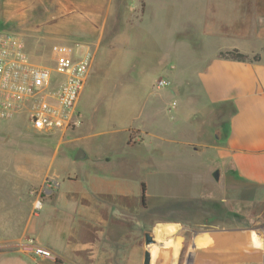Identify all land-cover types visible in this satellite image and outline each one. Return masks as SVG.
Segmentation results:
<instances>
[{
    "label": "crops",
    "instance_id": "obj_1",
    "mask_svg": "<svg viewBox=\"0 0 264 264\" xmlns=\"http://www.w3.org/2000/svg\"><path fill=\"white\" fill-rule=\"evenodd\" d=\"M148 1L144 0L145 12ZM159 1L174 7L185 19L181 29H187L191 37L187 42L199 54L201 64L192 67L187 80L173 81L168 92L154 87L145 64L144 69L134 70L136 80L120 82L117 91L95 95L94 112L102 109L104 115L94 119V144H82L85 130L80 105L89 78L94 71L96 81L104 65L115 62V77L122 80L123 74L130 73L125 69L134 48L125 30L121 35L115 32L107 41L105 27L98 35L94 24L96 40L90 46L71 48L69 55L75 57L89 49L92 62L76 105L79 125L65 133L68 138L54 147L49 160L50 164L59 160L57 187L44 193L41 224L32 226L40 214L32 213L26 198L29 208L25 215L20 216L24 212L19 208L0 215V264H50L20 251L25 236L34 240V246L51 252L57 264H142L147 251L150 263L166 260L179 264L185 256L179 252L182 237L206 224L224 230L208 238L211 246L220 244L219 252L197 247L186 254L187 264H251L257 259L237 217L244 196L253 202L264 190V10L257 7L264 5V0ZM97 4L102 5L106 22L111 15L110 0H95ZM244 4L257 8L251 19L256 22L253 28L244 25ZM183 6L186 16L179 12ZM94 15L99 20L95 7ZM231 50L249 60L218 57ZM26 53L33 64L50 68ZM164 69L165 74L176 75V65L170 61ZM173 101L176 107L170 109ZM72 151L82 154L75 162L94 164V172L60 182V172L72 159ZM130 154L138 156L134 163H130ZM128 171L134 176L129 177ZM213 171L218 173L217 180ZM214 182L220 183L218 191L211 185ZM162 210L176 216L163 219L156 214ZM198 212L202 224L194 222ZM148 231L156 234L155 243L161 251L148 250ZM174 246L179 248L176 254L171 253Z\"/></svg>",
    "mask_w": 264,
    "mask_h": 264
},
{
    "label": "rangeland",
    "instance_id": "obj_2",
    "mask_svg": "<svg viewBox=\"0 0 264 264\" xmlns=\"http://www.w3.org/2000/svg\"><path fill=\"white\" fill-rule=\"evenodd\" d=\"M2 1L0 32H10L20 36L26 51L31 53L35 62H41L42 65L50 68H54L61 58L74 59L69 56L71 48L75 49L79 44L90 46L96 40L102 27L106 29L104 39L107 41L115 32L121 35L122 29L125 30L126 35H129L134 48L125 70L130 73L123 74L122 80L121 78L116 79L118 64L107 62L102 71L96 75V81H94L93 71L87 82L84 99L80 105L83 114V130H85L82 144H94V119L95 121L100 120L104 115L102 109L94 112L95 95L112 90L117 91L120 88V82L136 80L138 76L134 70L144 69L145 64L148 79L151 77L150 79H153L155 83L158 77H167L168 79H165L171 81L170 87H172L173 81L187 80L186 76L193 72L192 67L199 63V54L187 42L191 38L185 31L187 29H181V26L186 22L185 19L175 13L174 7L171 8L159 0H149L146 12L144 0H110L111 15L106 22H103L102 5H94L95 0H28V4L27 0ZM14 1L18 2L17 10ZM100 1L102 0H98V3ZM94 7L98 12L99 20H95ZM257 7L260 11L261 8L264 10V5ZM243 8L244 25L253 28L256 22L251 19L256 14L257 8L254 9L255 4L250 6L244 4ZM144 12L145 15L142 19ZM179 12L181 16H186V6L179 8ZM105 23L106 25H104ZM94 24L98 28V35L94 31ZM37 34L43 35L36 37ZM169 61L176 65V75L173 77L169 73L165 74L164 66ZM159 71L161 72L159 73ZM170 87L160 91L168 92ZM183 87L186 89L185 84ZM98 101L101 103L100 100ZM183 103L184 101L181 99L180 108L183 107ZM67 138L66 134L62 136L60 134L40 135L21 120L11 123L0 122V207L3 208L0 210V215L11 213L16 208H19L20 213L26 212L29 208L26 199L30 201L31 208L37 199L42 203L45 180L50 178L57 184L55 179L59 171L57 168L59 160L50 164V157L54 153V147ZM42 147L41 150L36 149ZM72 153L74 154L72 159L64 165L63 171L60 172V182L73 175L83 178L87 173L94 172V164L91 166L89 162H75L77 152L72 151ZM128 157L131 160L130 163H134L133 161H136L138 156L130 154ZM216 172L213 171V174ZM127 173L129 177L134 176L131 171ZM121 174L125 175L126 172H121ZM211 185L214 191L221 188L220 183L218 185L214 182ZM24 198L26 199L24 200ZM250 199L244 196L241 216L237 217V224L241 225L242 231L248 236L246 243L251 242V247L250 245L248 247L250 252L256 254L257 259L253 260L251 264H264V190L256 195L253 202H250ZM151 207L153 208V205ZM25 212L20 216L25 215ZM36 213L40 214V217L33 221L32 226L37 222L41 224L44 220V212L41 209ZM156 214L163 219H172L173 216H176L167 210L158 211ZM226 216L229 220V215ZM195 217V224H202L201 213L196 214ZM206 225L186 232L184 238L183 235H180L182 246L179 252L186 255L197 247L205 248L208 251L217 250L220 244L216 243L211 246L212 241L208 238L212 237L216 231L224 230ZM148 236L152 241L147 245L148 250L161 251V248L155 243L156 234L148 231ZM199 236H204L207 239L197 242ZM32 237L35 238L34 235ZM30 239L25 236V244ZM176 250L177 247L174 246L171 253L176 254L178 252ZM183 262L181 259L180 264ZM151 263L170 264L166 260Z\"/></svg>",
    "mask_w": 264,
    "mask_h": 264
},
{
    "label": "built area",
    "instance_id": "obj_3",
    "mask_svg": "<svg viewBox=\"0 0 264 264\" xmlns=\"http://www.w3.org/2000/svg\"><path fill=\"white\" fill-rule=\"evenodd\" d=\"M78 47V45L76 46ZM92 62V52L87 49L74 59H61L54 68L33 64L26 53L22 38L10 32H0V122L24 121L40 135H64L79 125L75 113ZM157 90L170 87V82L159 78ZM176 102L170 104V109ZM43 193L57 187L54 180H45ZM42 203L37 199L33 214L40 211ZM23 253L57 264L48 250L34 246L33 240L20 247Z\"/></svg>",
    "mask_w": 264,
    "mask_h": 264
},
{
    "label": "trees",
    "instance_id": "obj_4",
    "mask_svg": "<svg viewBox=\"0 0 264 264\" xmlns=\"http://www.w3.org/2000/svg\"><path fill=\"white\" fill-rule=\"evenodd\" d=\"M141 5L143 6V3H141ZM219 58L222 59H230V60H234V61H239V62H245L248 61L249 58L241 53H239L237 50H231V51H227V52H220L218 54ZM256 57H253L252 60H256ZM141 203L142 205H144V200H145V196H144V186L142 185V193H141ZM181 259L184 261L183 264H186L187 262V255L182 256ZM181 259L179 261V264L181 262Z\"/></svg>",
    "mask_w": 264,
    "mask_h": 264
},
{
    "label": "water",
    "instance_id": "obj_5",
    "mask_svg": "<svg viewBox=\"0 0 264 264\" xmlns=\"http://www.w3.org/2000/svg\"><path fill=\"white\" fill-rule=\"evenodd\" d=\"M81 156H82V154L79 152V154H77V155L75 156V159H76V160L81 159V158H82ZM213 177L217 180V178H218V173L216 172L215 174H213ZM146 238H147V242H146L147 245H148V244H151L152 241H151L150 237L147 236ZM197 240H198V241H201L202 238H198ZM177 247H179V246L177 245ZM177 249H178V248H177ZM142 264H151V263H150V253H149V251H147V252L144 254V258H143V262H142Z\"/></svg>",
    "mask_w": 264,
    "mask_h": 264
}]
</instances>
